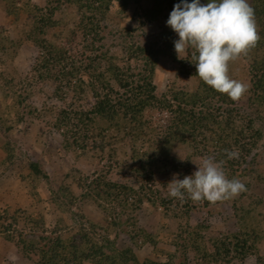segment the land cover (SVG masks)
Segmentation results:
<instances>
[{"label": "rangeland", "instance_id": "obj_1", "mask_svg": "<svg viewBox=\"0 0 264 264\" xmlns=\"http://www.w3.org/2000/svg\"><path fill=\"white\" fill-rule=\"evenodd\" d=\"M208 2L200 0L202 5ZM248 2L253 7L255 0ZM28 3L47 6L46 0H11L10 5L8 1L0 0V212L7 217L6 221L0 219V226H13L7 233L2 227L0 264H39L41 249L45 244L40 239L45 236L44 232L51 239L62 236L69 240L81 228L85 229L92 241L106 244L105 251L110 256H117L130 247L141 262L150 259L170 264L173 260V263L180 264L181 260L186 259V263L182 264H264V104L253 101L250 59L242 57L229 64L231 78L249 85L247 93L241 101L236 102L234 108L239 112L236 118L238 123L242 124V116L246 120H253L254 126L262 131L263 139L251 155L244 154L238 161L235 159L234 167L226 160L223 161L227 178L230 179L234 170L247 191L235 199L216 204L207 201L193 203L187 196L181 202L168 195L167 184L173 175L177 174V178L183 179L198 170L195 164H200L204 157L211 156L215 160L214 154L224 145V141L212 133L207 134V137L199 133L196 145L175 141L169 166L168 161H165L164 166L153 165L155 178L149 183L145 182V176L136 177L132 174L136 168L131 166L132 149L142 152L155 150V144H158L156 141L164 138L174 117L164 104L171 98V91L192 92L198 88L199 78L185 71L181 63L174 62L168 55H160L153 80L157 86L156 96L164 103L156 101L155 105L147 108V124L143 126L145 131L140 133L137 142L134 141L137 138L135 136H123L126 139L116 140L110 147L116 148V153L111 156H102L95 145L84 152L77 148H65L66 130L58 132L55 127L59 112L89 110L96 100L90 92L83 93L81 98L74 87L70 86L69 80L60 74V65L50 68L49 73L45 70L40 75L35 74L33 68L40 53L30 37V31L35 25V14L29 9ZM153 4V0H134L122 8L120 3L115 2L105 18L98 16L94 19V15L89 14L91 19L100 22L99 26L106 38L104 45L112 49L109 52L112 51L119 65L124 66L132 60V67L138 64L142 66L137 60H127L128 44L124 42L126 29L130 32L129 37L134 38L129 39V43L149 48L161 43L165 33L173 31L166 23L171 10L166 8L152 22L143 16V10L152 8ZM51 6L56 8L55 19L60 23L55 29L49 30L44 38L56 45L68 44L74 50L77 49L78 53L84 52V39L88 38L91 44L93 36L82 35L80 21L83 13L78 5L61 0L53 1ZM255 19L261 37L255 54L259 58L264 56V20L260 15ZM250 58L254 57L250 55ZM101 66L106 68L105 60ZM194 66L190 61L187 64L188 69ZM80 76L89 80L88 73L82 72ZM6 143L12 151L9 158L4 150ZM232 150L239 154L238 148ZM254 153L259 154L257 158ZM31 162H39L49 180L34 175L30 169ZM99 175L107 181L136 188L142 183L144 186L148 184L143 188L142 195L152 190L167 202L163 205L161 201L160 207L155 208L144 197V203L139 209L127 207L122 197L117 201H107L100 197L82 198L81 194L87 188L85 178H96ZM66 186L76 196L72 203L63 194L59 202L56 200ZM63 203L66 207H63ZM130 203L135 204L132 196ZM185 209L189 210L188 215L183 213ZM28 215L44 219V225L38 224L39 227L35 228L37 225L28 221ZM134 218L137 222L131 225L130 221ZM58 225L61 227L57 228ZM56 229L59 231L54 233ZM138 229L151 234L156 245L147 242L145 237L138 238L135 245L132 235ZM195 229L198 234L203 233L205 236L201 249L197 248L199 243L193 245ZM217 238L218 243L214 244L213 240ZM27 240L35 242L37 249L24 253L23 241ZM242 240L247 241L248 247L244 259L239 256L236 248ZM107 242L110 243L109 247ZM223 242L227 246L231 244L230 255L226 254ZM218 245L220 254L216 257L215 248ZM206 252L211 255L206 257ZM99 259L83 264H97L96 260Z\"/></svg>", "mask_w": 264, "mask_h": 264}, {"label": "trees", "instance_id": "obj_2", "mask_svg": "<svg viewBox=\"0 0 264 264\" xmlns=\"http://www.w3.org/2000/svg\"><path fill=\"white\" fill-rule=\"evenodd\" d=\"M4 1H8L10 5L11 0ZM46 1L48 7L34 6L28 3L29 9L35 14V25L34 29L30 31V37L40 53L36 58V65L33 71L36 75H40L45 70L49 73L50 68L52 69V67L60 65L62 66L60 74L69 80L70 86L74 87L81 98L83 93L90 92L96 100L89 110L82 109L75 112L63 110L59 112L55 127L58 132L66 130L64 134L65 148H77L84 152L90 146L95 145L102 156H111L116 153V148L110 147L116 140L126 139L123 136H135L137 138L133 140L137 142L140 133L145 131L143 126L147 124L145 118L147 108L155 105L156 101L164 103L158 100L156 96L157 86L153 80L155 67L160 55H168L174 62L181 63L185 71L197 76L195 66L188 69L187 64H189V60L177 59L174 41L178 38L173 31H169L162 36L163 40L161 43L159 42L160 44L158 43L159 45L157 44L158 47H155L157 46L155 45L149 48L150 46L140 44L136 46L135 43H129L128 40H134V38L129 37L130 32L126 29L127 37L124 39V42L128 44L126 55L129 54V59L127 60H137L142 66L140 67L138 64L136 67H132V60L124 66L116 62L117 58L112 55V51L109 52L112 49L104 45L106 38L102 34V27L99 26L100 22L97 23L93 18L91 19L89 14H93L94 19L98 18V16L105 18L115 2L120 3L122 8H125L134 0H68L69 3L78 5L83 13L80 21L83 29L82 35L87 36L90 34L93 36L91 44L87 40L88 38L84 39L86 44L84 45V52L79 53L77 49L74 50L68 44L56 45L47 38H44L49 33V30L55 29L60 23L59 20L55 19L56 8H53L51 5L53 1L61 0ZM153 1L152 8L143 10V16L146 17L148 22L156 20L166 8L172 11L174 5L182 3V0ZM186 2L191 3L192 0H186ZM12 4L14 5V2ZM252 8L254 9L255 17L260 15L264 20V0H255ZM10 13L12 12L10 11ZM162 43L164 45H161ZM257 50L258 43L246 57L250 59V72L253 78L251 86L254 96L253 101L260 102L263 105L264 56L258 58L255 55L258 52ZM78 54L80 55L78 56ZM250 55L254 58H250ZM103 60L106 61L105 69L101 66ZM82 72L88 73V81L81 78ZM170 95L171 98H169L168 103L165 102L164 104L165 108L167 107L174 117L171 125L168 127L167 134L159 142L156 141L158 144H155V150L142 152L136 148L132 149L131 166L133 168L136 167L132 174L136 177H139V175L145 176L144 180L146 183L155 178V173L152 171L153 165L159 166L162 164L164 166L165 161H168L167 166H169L175 141L196 145L199 133L206 137L207 134L210 135L212 133L215 137L224 141V145L219 148L217 154H214L215 161L226 160L231 167H234L236 160L228 159L225 150L232 151L234 147L238 148V161L244 154L251 155L263 139L262 131L254 126L253 120H246L242 116V124L238 123L236 118L239 112L237 108H234L236 107V102L230 100L227 95L216 92L201 80L198 88L192 92L172 90ZM20 102L23 103L24 100H20ZM8 148L9 144L6 143L4 150L8 153L7 156L9 158L12 156V151ZM258 155L254 153L255 158ZM30 169L34 175L49 180L48 174L42 169L39 162H31ZM99 176L96 178H85L84 181L87 188L81 194L82 198L100 197L107 201H111L112 199L117 201L122 197L127 207L133 206L134 208L141 207V204L144 203V197L155 208L160 207L161 201L163 205L167 202L158 192L154 193L152 190L148 194L142 195L143 188L147 187L148 184L144 186L142 183L140 187L136 188L127 184L107 181L104 176ZM230 179H239V177H236L234 170L230 175ZM61 194L71 200V203L76 200V196L70 189L68 190L67 186L56 197L58 202ZM131 196L135 198V204H128ZM63 207H66V205L64 204ZM188 211V209H185L183 213L188 215ZM0 219L6 221L7 217L4 213L0 212ZM27 219L37 225L35 228H38L39 225H44V219H38L30 215L27 216ZM130 222H132L131 225H135L133 222H137V220L134 218ZM128 224H130L129 221ZM2 227L3 231L7 233L13 226L12 224L0 226V234H3L1 232ZM58 227L61 226L58 225ZM198 227L203 226L199 225ZM57 231L59 229H56L54 233ZM194 234L197 239H193V245L197 242L199 243L197 244V248L201 249L205 236L203 233L198 234L197 229H195ZM44 235L40 239L45 244L41 249L42 258L39 264H83L88 261L94 262L95 258H100L96 260L97 264H131V262L132 264H162L150 259L141 262L134 249L130 247L119 252L117 256H110L105 251L106 244L92 241L89 234L83 228L69 240H65L62 236L51 239L49 236H46V232H44ZM132 236H134L133 239L136 241L134 242L135 245H137L136 243L140 237H145L147 242L150 241L153 245H156V241L151 237V234L143 229H138ZM234 238L238 239L239 236H235ZM11 239L9 238L8 240ZM218 240V238L213 240V243L217 244ZM27 241H23L24 253L31 251V249H37L35 242ZM107 241L110 242L109 239ZM108 242L107 247L110 245ZM239 242L236 248L239 251V256L244 259L248 248L247 241L242 240ZM222 245H224L226 254L230 255L231 244L227 246L223 242ZM177 251L179 253V249ZM219 254L220 246L218 245L215 248V256L217 257ZM204 255L208 257L211 254L206 252ZM176 257L181 256L176 255ZM171 259H173V256ZM185 260H181L180 264L186 263ZM169 263L176 264L173 263V260Z\"/></svg>", "mask_w": 264, "mask_h": 264}, {"label": "clouds", "instance_id": "obj_3", "mask_svg": "<svg viewBox=\"0 0 264 264\" xmlns=\"http://www.w3.org/2000/svg\"><path fill=\"white\" fill-rule=\"evenodd\" d=\"M166 23L178 36L174 41L177 59L194 64L198 78L216 92L241 101L249 85L231 78L229 64L248 56L261 39L248 0H209L206 5L182 0ZM225 152L228 159L239 158L235 150ZM223 163L208 156L195 164L198 170L192 175L179 179L174 174L167 184L169 197L183 202L187 196L193 203L210 204L237 198L247 188L240 180L227 178Z\"/></svg>", "mask_w": 264, "mask_h": 264}]
</instances>
